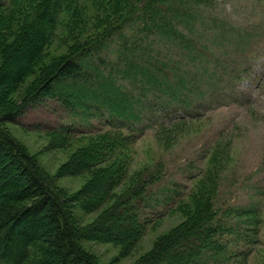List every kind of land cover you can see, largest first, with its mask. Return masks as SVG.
<instances>
[{
	"label": "rangeland",
	"instance_id": "obj_1",
	"mask_svg": "<svg viewBox=\"0 0 264 264\" xmlns=\"http://www.w3.org/2000/svg\"><path fill=\"white\" fill-rule=\"evenodd\" d=\"M74 4L84 8L80 12L85 17L82 26L73 18ZM70 6L60 14L46 61L63 55L74 41L94 38L111 25L93 0H75ZM98 15L102 21L96 19ZM15 19L18 20V16ZM136 25L118 29L104 39L102 51L85 58L87 75L78 79L75 87L81 90L82 85H86L98 89L105 81L120 86L142 100L134 105L138 118L110 116L101 103L91 98L83 96L79 102L82 95L78 92H75L78 97H66L63 89L73 81L61 80L56 83L54 94L39 96L23 107L17 121L5 125L36 157L51 186L71 196L89 177V174L59 175L74 151L104 133L112 136L123 133L129 138V142H122V148L116 145L111 151L124 155L128 176L138 173L134 178L140 181L148 174L154 177L137 207L145 230L131 248L100 240H82V246L101 263L136 264L160 236L185 219L180 206L193 193L204 199L211 198L219 212L218 227L234 232L223 236L225 241L228 235L229 254L226 257L210 254L208 260L211 263L222 260L229 264H264V0H214L212 7L199 8L185 22V27L182 26L191 34L188 35L192 41L189 46L181 47L177 41L175 46L168 47V40L157 38L151 47L147 43L142 50L146 56L174 58L177 66L173 79L177 83H188L196 68L205 67L199 82L201 93L190 95L194 97V105L210 98L202 92L204 86L212 82L216 57L222 58L223 63L231 59L246 63L248 58L253 59L242 79L226 83L223 104L216 105L218 100L208 108L209 100L195 110L199 116L194 118L177 119L172 108L162 107V99H175L172 89L177 83L164 95L148 91L147 82L141 80L142 74L134 76V67L130 68L124 61L121 44L124 35H130V42L136 39L131 34ZM77 27L87 31L79 33ZM246 36L249 50L248 46L238 48L237 41H245ZM192 44H195L193 49ZM197 49L199 52H195ZM194 52L201 55V63L192 58ZM132 58L142 64L143 56ZM33 78L14 94L15 98L24 94ZM115 142L118 144L119 139ZM107 144L114 146L112 141ZM70 206L79 226L91 223L99 213L87 212L82 202ZM240 228L254 230L250 244L238 241L241 239L235 232ZM0 264L7 263L0 260ZM27 264H35V260L32 258Z\"/></svg>",
	"mask_w": 264,
	"mask_h": 264
},
{
	"label": "trees",
	"instance_id": "obj_2",
	"mask_svg": "<svg viewBox=\"0 0 264 264\" xmlns=\"http://www.w3.org/2000/svg\"><path fill=\"white\" fill-rule=\"evenodd\" d=\"M73 1L19 0L17 3V0H0V260L7 264H27L32 258L35 264H104L82 246V240H100L131 248L142 238L145 228L137 207L154 177L148 174L140 181L134 178L138 173L128 176L124 155L120 151H111L116 145V148H122L123 143L129 142L127 136L123 133H119L120 136L100 134L97 140H91L74 151L59 175L89 174V177L71 196L51 186L36 157L13 136L5 123L17 121L23 107L39 96L54 94L55 85L61 80L73 81L63 89L66 97L82 95L79 102L83 96L91 98L101 103L110 116L129 120L138 118L134 105L142 100L120 86L105 81L98 89L86 85H82L81 90L75 87L78 79L87 75L85 58L102 51L105 38L118 29L132 28L137 24L131 33L136 37L133 42H130V35H124L121 44L124 61L130 68L134 67V76L142 74V82L148 84L146 90L164 95L172 89V84L177 83L173 79L177 62L170 55L167 58L146 56L142 50L147 43L151 47L157 38L168 40V47L177 41L181 47L189 46L192 41L188 35L191 34L184 28L185 22L199 8L203 10L214 4V0H93L97 10L108 17L111 25L96 33L94 38L74 41L63 55L46 61L60 14L71 8ZM73 7V18L82 26L85 17L80 12L84 8L78 4ZM96 19L102 21L100 15ZM77 29H80L79 33L87 31L84 27ZM140 33L142 35H137ZM236 45L238 48L248 46L249 50L248 36L245 41H237ZM194 46L192 44L191 48ZM195 52L192 58L201 63V55ZM138 55L143 56L142 64L132 58ZM252 60L248 58L243 63L231 59L223 63L222 58L216 57L212 82L204 86L202 92L210 98L194 105V97H190L201 93L199 82L205 67L196 68L188 83H177L172 89L175 99H162V107L165 110L172 108L177 119H185V116H199L195 110L209 100L208 108L218 100L216 105L223 104L226 83L242 79ZM30 77L34 78L24 94L15 98L14 94ZM183 78L180 76L181 80ZM108 141L114 146L107 144ZM187 198L189 200H184L180 206L185 219L160 236L136 264H229L222 260L211 263L208 256L226 257L229 254L228 235L225 241L223 236L234 232L218 227L219 212L211 198L204 199L193 193ZM76 202H82L87 212H99L91 223L79 226L70 206ZM240 225L251 227L249 224ZM235 233L241 239L238 241L247 245L251 243L254 230L240 228Z\"/></svg>",
	"mask_w": 264,
	"mask_h": 264
}]
</instances>
